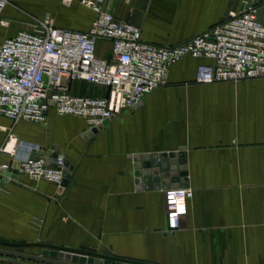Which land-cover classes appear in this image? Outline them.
Segmentation results:
<instances>
[{
	"label": "crops",
	"instance_id": "obj_1",
	"mask_svg": "<svg viewBox=\"0 0 264 264\" xmlns=\"http://www.w3.org/2000/svg\"><path fill=\"white\" fill-rule=\"evenodd\" d=\"M247 1L107 3L118 18L140 26L144 40L169 45L214 26ZM47 13L58 26L79 30H87L95 16L80 0H11L0 45ZM258 14L264 21V0ZM97 51L108 57L110 43L99 41ZM207 61L185 57L171 67L166 84L91 137L83 119L54 111L47 124L0 116V145L13 132L21 150L46 153L56 144L54 152L74 164L63 187L22 172L17 183L6 181L0 188V225L16 234L26 218L33 227L40 222L34 231L43 241L99 251L108 247L115 255L159 264H264V78L199 83L198 66ZM74 91L107 93L85 81L75 82ZM181 146L193 193L180 227L168 231L164 190L138 187L134 155L178 153ZM30 238L0 229L2 240Z\"/></svg>",
	"mask_w": 264,
	"mask_h": 264
},
{
	"label": "built area",
	"instance_id": "obj_2",
	"mask_svg": "<svg viewBox=\"0 0 264 264\" xmlns=\"http://www.w3.org/2000/svg\"><path fill=\"white\" fill-rule=\"evenodd\" d=\"M80 1L95 14L87 30L58 26L47 13L2 41L0 116L14 123L47 124L54 111L81 118L92 130L141 105L150 92L166 84L171 67L187 56L208 60L198 66L199 83L264 78V21L258 14L263 0H249L214 26L169 45L144 40L141 27L118 18L107 0ZM10 3L0 0V27L9 23L3 13ZM101 40L110 43L108 57L98 55ZM77 81L105 87L107 93H75ZM52 154L21 150L18 137L10 132L0 145V175L6 176L17 161L20 173L61 187L71 172L64 155ZM5 182L0 178V188ZM192 193L187 184L164 190L168 231L180 227Z\"/></svg>",
	"mask_w": 264,
	"mask_h": 264
},
{
	"label": "water",
	"instance_id": "obj_3",
	"mask_svg": "<svg viewBox=\"0 0 264 264\" xmlns=\"http://www.w3.org/2000/svg\"><path fill=\"white\" fill-rule=\"evenodd\" d=\"M105 120L99 127L87 132V137L96 134L107 124ZM56 144L50 146L46 154L53 153L56 158L58 154L54 152ZM186 148L181 146L179 152L145 153L142 156L134 155L135 177L138 187L146 190H165L169 187H179L188 181V171L186 164ZM39 153V152H38ZM64 163L71 172L74 164L67 157ZM19 164L12 162V166L6 172V176L0 175L3 181L17 183L19 178ZM68 178L61 184L63 187ZM145 183L144 186H142ZM42 248L40 253L22 252V248ZM0 261L14 262L21 264H159L155 262L138 260L115 255L108 247L99 251L97 248L81 246L73 248L65 245L54 244L48 241H10L0 239Z\"/></svg>",
	"mask_w": 264,
	"mask_h": 264
},
{
	"label": "rangeland",
	"instance_id": "obj_4",
	"mask_svg": "<svg viewBox=\"0 0 264 264\" xmlns=\"http://www.w3.org/2000/svg\"><path fill=\"white\" fill-rule=\"evenodd\" d=\"M71 1L72 0H65V2H67V3H71ZM21 222H22V224H20L21 228H19L21 230H14V231H19V233L12 234L10 232V230H9L10 228H8L7 226H3V225L2 226L0 225V229L3 230V232L5 234L12 235L14 237L18 236V238L21 237V239H23V238H27L28 239V237H31L30 239H32V240H30V241H38V240L42 239V238L41 239L38 238V236H37V234L38 235L41 234L40 231H39L40 230V228H39L40 222H36L37 224H34V227H33L32 224L30 225L29 222H27L26 218H24ZM37 227L39 228V230H37V231L35 230L34 231V229L37 228ZM11 229H15V228H11ZM20 241H26V240H20ZM20 250H26V249L22 248ZM27 250H28V252H31L30 250H36V248L35 249L34 248L33 249L29 248Z\"/></svg>",
	"mask_w": 264,
	"mask_h": 264
},
{
	"label": "bare ground",
	"instance_id": "obj_5",
	"mask_svg": "<svg viewBox=\"0 0 264 264\" xmlns=\"http://www.w3.org/2000/svg\"><path fill=\"white\" fill-rule=\"evenodd\" d=\"M15 140H12L9 147H11L14 144Z\"/></svg>",
	"mask_w": 264,
	"mask_h": 264
}]
</instances>
